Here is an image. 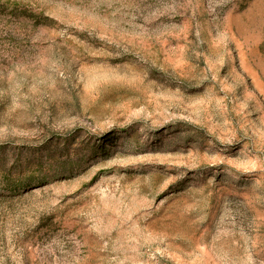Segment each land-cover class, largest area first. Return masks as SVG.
<instances>
[{
  "label": "rangeland",
  "instance_id": "rangeland-1",
  "mask_svg": "<svg viewBox=\"0 0 264 264\" xmlns=\"http://www.w3.org/2000/svg\"><path fill=\"white\" fill-rule=\"evenodd\" d=\"M0 264H264V0H0Z\"/></svg>",
  "mask_w": 264,
  "mask_h": 264
}]
</instances>
